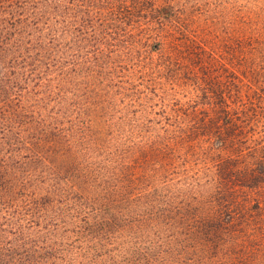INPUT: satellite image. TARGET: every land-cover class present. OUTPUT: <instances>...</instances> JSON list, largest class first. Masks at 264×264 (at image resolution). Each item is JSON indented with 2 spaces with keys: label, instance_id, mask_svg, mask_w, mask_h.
<instances>
[{
  "label": "trees",
  "instance_id": "16d2710c",
  "mask_svg": "<svg viewBox=\"0 0 264 264\" xmlns=\"http://www.w3.org/2000/svg\"><path fill=\"white\" fill-rule=\"evenodd\" d=\"M199 26L177 0H0V264H185L264 230L259 40Z\"/></svg>",
  "mask_w": 264,
  "mask_h": 264
},
{
  "label": "rangeland",
  "instance_id": "374dc122",
  "mask_svg": "<svg viewBox=\"0 0 264 264\" xmlns=\"http://www.w3.org/2000/svg\"><path fill=\"white\" fill-rule=\"evenodd\" d=\"M177 1L185 4L191 10V13L195 15V23L198 26L200 25L202 30L206 32L208 43L223 53H226V49L230 51L227 45L230 44L228 41L233 43L231 37L249 36L254 33L258 37L259 46L252 54L257 58L259 75L264 77V59H262L264 58V0ZM170 92L177 93L174 90ZM174 97L184 98L180 92L174 94ZM171 98L167 97L166 102L171 104ZM156 104L155 109H158V103ZM147 114L154 115L153 111H149ZM257 135L259 136V142L264 144V124H262ZM176 235L186 237L185 234L180 232H177ZM197 248L200 252L206 254L213 250V247L208 249L200 243L197 244ZM219 249V251L208 254L210 255L208 259L187 261L185 264H264V230L254 232V235L252 232L237 233L230 237L228 241L221 243ZM214 253L220 254V256H212ZM245 255L246 257H244Z\"/></svg>",
  "mask_w": 264,
  "mask_h": 264
}]
</instances>
